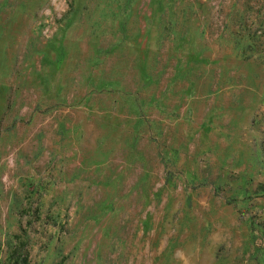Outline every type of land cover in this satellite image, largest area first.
Here are the masks:
<instances>
[{
    "label": "rangeland",
    "instance_id": "374dc122",
    "mask_svg": "<svg viewBox=\"0 0 264 264\" xmlns=\"http://www.w3.org/2000/svg\"><path fill=\"white\" fill-rule=\"evenodd\" d=\"M0 264H264V0H0Z\"/></svg>",
    "mask_w": 264,
    "mask_h": 264
}]
</instances>
